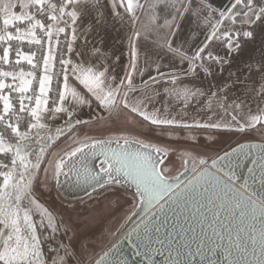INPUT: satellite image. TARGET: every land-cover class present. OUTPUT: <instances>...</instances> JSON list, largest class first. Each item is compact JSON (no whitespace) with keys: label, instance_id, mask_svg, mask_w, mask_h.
I'll return each mask as SVG.
<instances>
[{"label":"snow or ice","instance_id":"1","mask_svg":"<svg viewBox=\"0 0 264 264\" xmlns=\"http://www.w3.org/2000/svg\"><path fill=\"white\" fill-rule=\"evenodd\" d=\"M148 8L155 22L138 28L139 11L144 9L140 0H0V264H101L85 259L92 244L79 243L78 230L57 218L44 199L52 186L60 184L62 175L75 176L76 183L87 184L92 193L103 189L129 195L120 193V187L135 185L130 195L145 205L144 216L128 234L135 235L137 255L153 241L172 243V232L164 238L153 235L167 226L169 212L177 220L184 216L185 221H196L205 210L216 222L221 215L237 222L235 240L229 230L225 249L229 255L233 249L238 254L248 251L240 233L251 229L249 238L253 245L258 243L259 253L253 247L255 259L243 264H264V150L260 161H253L257 169L248 168L247 177L232 167L233 155L245 148L238 145L217 158L229 162L217 169L220 174L193 169L191 178L181 182L191 161L184 159V172L170 178L165 168L175 166V161L168 159L165 164L155 159L153 153L161 150L148 142L160 136H182L193 129L246 132L256 130L257 125L264 129V59L258 65L249 64L244 73L228 68L233 54L253 39L252 29L264 24V0H224L222 4L216 0H153ZM123 16L132 27L127 35L128 61L120 75L113 74L109 57L101 49L79 51L76 41L86 17L91 20L86 31L91 33L110 17ZM185 20L191 31L181 41L178 21ZM73 56L80 60L74 61ZM120 59L115 57L116 62ZM226 70L228 79L217 91L189 88L184 83L190 77H215ZM160 88L181 102L184 116L166 114L167 108L155 106ZM193 101L201 105L206 119L188 123L184 117ZM253 105L256 114H252ZM85 108L89 109L88 120L81 118ZM129 119L138 121L129 130L145 140L125 138L122 146L117 138V150L109 147L111 139H73L74 147L50 159V150L61 138L72 139L89 121L99 126ZM132 144L138 147L132 150ZM86 150L102 157L98 171L83 164ZM73 160H80L81 167ZM240 179L243 183L238 184ZM92 193H87L90 198ZM257 222L258 237L252 234ZM172 228L175 231L176 225ZM186 231L198 239L197 252L211 243V238H197L191 224L176 235ZM213 234L224 239L220 233ZM115 248L104 253L103 264H127L122 259H105L115 255ZM234 264H242L241 259Z\"/></svg>","mask_w":264,"mask_h":264},{"label":"water","instance_id":"2","mask_svg":"<svg viewBox=\"0 0 264 264\" xmlns=\"http://www.w3.org/2000/svg\"><path fill=\"white\" fill-rule=\"evenodd\" d=\"M115 125H128L137 127L136 125H132L131 122L125 123L124 121H121L120 123ZM107 129H109L107 125H101L86 127L85 129L83 128L77 131L75 133V136L65 145L61 146L59 149L50 150V159L55 160L56 157L63 151L69 150L71 147H74L75 144L73 143V139H75L77 142L83 141L89 137H95L97 139H111L113 143L109 147L111 149L117 150L118 146L115 143V140L117 138L120 139V145L122 146H124L123 141L125 138L130 141L137 139H146V137L144 136H138L133 133H126L122 131L112 132L111 130ZM148 142H150L155 147L160 148L161 150L160 153H153V157L155 159L163 160L165 161V164H167L168 159H172L175 161V166L167 165V167L165 168V174L170 178H174L180 175L181 172H184V168L182 167V162L184 159L191 161V163L188 165L187 173H185L184 176L180 177L181 182H184L187 179L191 178V176L193 175V169L199 170L200 168H203L204 170H207L211 173L220 174L217 173V169L225 168V166L228 165L229 162L219 161L217 160V158L223 156L225 152L231 153L232 149L238 148V145H245V148L242 152L238 150V152L233 155L232 167L235 168L238 175L247 177L249 175L248 168L257 169V164H254L253 161H257L258 163L262 156V150H264V141H243L233 145L228 150L215 157L211 161V165L209 167L204 166L205 163L203 165H201L200 163L201 160L206 162L207 159L205 157H197L196 155L191 154L188 151L178 150L166 145L183 143L182 140L168 139L160 136L159 138H154ZM205 146L215 147L214 144H205ZM137 147L138 145L136 144L131 145L132 150H135ZM86 152H88V150H86ZM101 159L102 157H100L99 155L93 157L91 153L88 152L87 159L83 160V164L92 169L93 172H95L98 171ZM214 160H217L216 166L213 165ZM72 162L75 163L78 168L81 167L80 160H73ZM237 162L239 163V167H236ZM65 171H67V169H65ZM170 182L175 183L174 180H170ZM237 183H243V179L238 180ZM119 191L120 193H128L129 195H114L110 191L106 192L103 189H98L97 192L92 193V189L87 184H77L75 176L62 175L60 177V184L58 186H52L51 191L45 194V199L48 202L55 201L61 205L68 202H88L90 197L87 193H92L93 196L94 194L99 192L106 196L114 195L123 197L125 199H133L130 194L135 192V185L131 183H123ZM133 202V206H131L122 217L117 229L111 237L110 242H113L114 240H117L119 238L115 242V244H113L116 245V248L114 249L115 255H110L109 257L105 258L106 260L122 259L126 260L127 264H209V261H211L212 264H234L235 260L241 259L243 264L244 260L250 262L255 259V257L252 255L253 247L256 248L257 255L259 253L258 243L256 245H253L252 240L249 238V232H251V229H245V231L241 232L240 235L243 238V242L247 245L248 251L246 253L238 254L235 249H233L232 254L229 255L228 252L225 251V249L229 246V230H231L232 239L235 240V224L237 222L234 221L231 216L226 215H221L220 222H216L211 212L202 210L204 211V216L197 215L196 221H192L191 218H189L188 221H185L184 216H181L180 219L177 220L174 217L173 213L169 212L167 226L161 228V233H154L153 235H159L161 238H164L169 232H172V243L168 244L166 240L165 244L161 245L153 241V243L148 248L139 249L140 254L137 255V250L135 249L133 244L135 235L133 234L131 237H129L128 234L132 232V230L144 216L145 205L138 203V201L135 199H133ZM152 211L155 212L156 209L153 208ZM192 211H195V209H192ZM185 215H187V213H185ZM162 219L163 217L160 218V220ZM160 220H157L156 223L159 224ZM173 224L176 225L175 231H173L172 228ZM189 224H191L195 228V235L197 238H211V243H207V245L201 249V252H197L198 239H192V232L186 231L181 233V236L184 237V241L187 242V246H182L184 244V241L181 240V236L176 235V232H179L181 227L187 229ZM255 227L257 231L252 234L258 237V222L256 223ZM201 229H203V231H201ZM214 231L223 235L224 239H219L216 235L213 234ZM112 246L110 248H112ZM210 248L214 250L209 251ZM109 249L105 250L95 261H101V264H103L101 258L104 257V253Z\"/></svg>","mask_w":264,"mask_h":264},{"label":"crops","instance_id":"3","mask_svg":"<svg viewBox=\"0 0 264 264\" xmlns=\"http://www.w3.org/2000/svg\"><path fill=\"white\" fill-rule=\"evenodd\" d=\"M152 1L153 0H140V2L144 4V9L139 11V21L137 22L136 27L138 28L142 27L143 25L152 21L153 11L148 8V5L151 4ZM223 2L224 0H216L217 4H222ZM159 22L162 23L163 21H159ZM90 23L91 20L87 17L83 21H81L80 35L78 40L76 41V46L78 47L79 51H85L86 49L91 50L93 48L101 49L109 57L108 65L111 68L113 74L123 75V69L127 65V61H128L127 35L129 34V30L132 27L127 17L123 16L122 19L110 17L107 23L103 27L97 28L95 31L91 33L86 31ZM178 23L181 24L180 40L183 41L184 39L187 38L188 33L191 31V26L186 20L182 22L178 21ZM239 26L240 25L238 24L237 27ZM254 33L255 34L253 39L255 40H250L252 41V43H250L251 45H248L249 44L248 41L244 42L242 44L241 50L237 53H234L233 56L231 57V64L230 66H228V68L232 72L237 74L244 73L246 72L247 66L249 64L258 65V63L262 59H264V46L262 44L261 45L258 44V41L256 40L258 38L257 35L258 33L256 31H254ZM203 39L204 36L200 35L199 40H203ZM217 50L223 52V49L218 48ZM116 56H119L121 58L119 62L115 61ZM73 60L74 61L80 60V57L73 56ZM227 79H228V70H226L223 74L217 75L215 77H204L203 74L197 77H190L186 79L184 83L189 88L199 87L205 91L211 88L212 91H217L218 89L223 87L224 82ZM136 81L137 84L139 85L140 78L137 77ZM140 86L143 87L142 85ZM159 91H160V96L156 98L157 102L155 106L157 108H161L162 106L167 108L166 114L170 113L172 116H177V114L179 113L181 116H184L185 110L182 108L181 102L176 100L174 97L169 98L168 96H166L164 94L163 88H160ZM169 100H171L170 105H169ZM252 108H253L252 114H256V106L253 105ZM200 109H201V105L193 101L192 106L187 109V115L184 117L186 121L188 123H191L193 119L197 121L206 119V114L202 112ZM88 113H89V109L85 108L81 113V118L88 120L89 119ZM128 121L131 122L132 120L129 119ZM134 123L138 124V121ZM92 125L98 126L96 125L95 121L92 120L89 121V124L87 126H82L79 129H82L83 127H90ZM79 129H77L76 132ZM193 131H200L201 133L207 132L209 134L225 133L226 136H229L228 137L229 140H236V138L238 139L241 137V135H245V134L247 135L251 134L255 136L257 135V133L263 131V129L260 128L259 125H257L256 130L250 129L246 132H230L224 130L203 131L198 129H193ZM185 132H190V131L186 130ZM246 139L247 138H245L244 140ZM253 140H258V139L253 138Z\"/></svg>","mask_w":264,"mask_h":264},{"label":"flooded vegetation","instance_id":"4","mask_svg":"<svg viewBox=\"0 0 264 264\" xmlns=\"http://www.w3.org/2000/svg\"><path fill=\"white\" fill-rule=\"evenodd\" d=\"M112 132L122 131L126 133H133L129 129L130 127H123L120 125H107ZM86 128V127H84ZM135 134V133H133ZM71 140V139H70ZM152 140V139H151ZM215 140V139H214ZM243 142V141H242ZM203 144H215V147L204 146ZM225 141L221 139L214 142H191L182 144H166L178 150H185L197 157H205L206 163L204 166L211 165V161L219 156L221 153L228 150L235 144H232V140L228 141L225 145ZM223 146V147H222ZM133 199L128 201L121 200L118 196L103 195L101 192L94 194L88 202L78 201L74 203H65L58 206L66 212L68 215V223L75 227L78 223L72 221L69 217L70 213H78L83 218L80 223L83 228L81 234L77 235L79 243H91L92 247L87 250L85 259L87 261L94 262L105 250L109 249L117 240L111 241V237L118 227V224L127 210L133 206ZM104 225L102 226V224ZM128 231V230H127ZM126 231V232H127ZM125 232V233H126ZM124 233V234H125ZM72 233L70 232L69 235Z\"/></svg>","mask_w":264,"mask_h":264},{"label":"rangeland","instance_id":"5","mask_svg":"<svg viewBox=\"0 0 264 264\" xmlns=\"http://www.w3.org/2000/svg\"><path fill=\"white\" fill-rule=\"evenodd\" d=\"M153 15H154V13H153ZM252 30L253 31H256L258 33L257 34L258 35V38L256 39L258 41V44L259 45L262 44L264 46V24L257 25ZM252 40H255V39H252ZM248 42H249L248 45H251L250 43H252V41H248ZM128 122H130V121H128ZM131 123H132V125L138 126V124H136V123H134L132 121H131ZM120 126L133 128L132 126H128V125H120ZM79 130H81V129H79ZM157 131H159V130H157ZM162 137H165V138H168V139L182 140L184 144H186V143L188 144V143H191V142H200V144H201V142H214L215 140H218V139H221V141H225V143L227 144L228 141H230L228 139L229 136H226L225 133H212V134H209L207 132L201 133L200 131H193V130L190 131V132H184V134L182 136L173 135L171 137H169V136H162ZM240 138H243V139H240ZM240 138H238V139L236 138V140H232V144H235L239 140H244L245 138H247L245 141H252L253 138L258 139V140H261V141H264V129H263V131L257 133V135H255V136L254 135H251V134H249V135L245 134V135H241ZM179 144H182V143H179ZM202 145L205 146V144H203V143H202ZM118 197H120V196H118ZM120 198H121V200H125V201H128L129 200V199H125L123 197H120ZM44 199H45V197H44ZM47 204H48V206H50L51 210L56 214L57 218H61L62 217L65 221H68L69 220L68 219V215L66 214V212L64 210H62L58 206L59 203H57L55 201H50V202L47 201ZM59 205H61V204H59ZM69 217H70V219L72 221H76V222H80V223L83 220L82 219L83 217L80 214H78V213H70L69 214ZM80 223H78L75 226V228L78 230L77 231V235L81 234V232H82V229L81 228H83V227L81 226ZM103 225H104V223L102 224V226Z\"/></svg>","mask_w":264,"mask_h":264},{"label":"trees","instance_id":"6","mask_svg":"<svg viewBox=\"0 0 264 264\" xmlns=\"http://www.w3.org/2000/svg\"><path fill=\"white\" fill-rule=\"evenodd\" d=\"M72 138H73V137H72ZM69 141H70V139H68V138H62L61 141H58V142H57L58 146H57V147H54V148H52V149H58L59 147L65 145V144H66L67 142H69ZM242 141H245V140H239V141L236 142L235 144H238V143H240V142H242Z\"/></svg>","mask_w":264,"mask_h":264},{"label":"built area","instance_id":"7","mask_svg":"<svg viewBox=\"0 0 264 264\" xmlns=\"http://www.w3.org/2000/svg\"><path fill=\"white\" fill-rule=\"evenodd\" d=\"M27 48L28 46L26 45L24 50L27 51ZM57 70H59V65H57Z\"/></svg>","mask_w":264,"mask_h":264}]
</instances>
